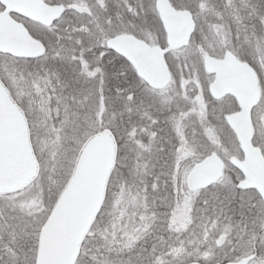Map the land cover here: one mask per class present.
<instances>
[{"label": "snow or ice", "instance_id": "obj_1", "mask_svg": "<svg viewBox=\"0 0 264 264\" xmlns=\"http://www.w3.org/2000/svg\"><path fill=\"white\" fill-rule=\"evenodd\" d=\"M0 264H264V0H0Z\"/></svg>", "mask_w": 264, "mask_h": 264}]
</instances>
